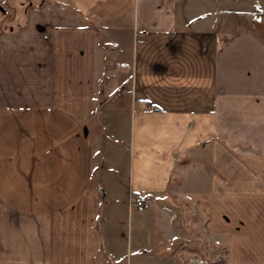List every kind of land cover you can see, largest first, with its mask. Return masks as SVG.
<instances>
[{
    "label": "crops",
    "instance_id": "1",
    "mask_svg": "<svg viewBox=\"0 0 264 264\" xmlns=\"http://www.w3.org/2000/svg\"><path fill=\"white\" fill-rule=\"evenodd\" d=\"M203 261L264 264V0H0V264Z\"/></svg>",
    "mask_w": 264,
    "mask_h": 264
},
{
    "label": "built area",
    "instance_id": "2",
    "mask_svg": "<svg viewBox=\"0 0 264 264\" xmlns=\"http://www.w3.org/2000/svg\"><path fill=\"white\" fill-rule=\"evenodd\" d=\"M151 108H152L151 105H147L145 108L142 109V111L146 112V111L150 110ZM130 201H131V203H133L137 207H141V208H148L149 207V203L145 200L144 194L142 192H132L130 194ZM211 264H215V263H211Z\"/></svg>",
    "mask_w": 264,
    "mask_h": 264
},
{
    "label": "rangeland",
    "instance_id": "3",
    "mask_svg": "<svg viewBox=\"0 0 264 264\" xmlns=\"http://www.w3.org/2000/svg\"><path fill=\"white\" fill-rule=\"evenodd\" d=\"M8 13H12V11L11 10H8L7 11V13H6V15L8 14ZM144 252V251H143ZM148 254H149V252H148ZM219 260V259H218ZM142 264H151V263H148V262H144V263H142ZM202 264H206V261H203V263Z\"/></svg>",
    "mask_w": 264,
    "mask_h": 264
}]
</instances>
